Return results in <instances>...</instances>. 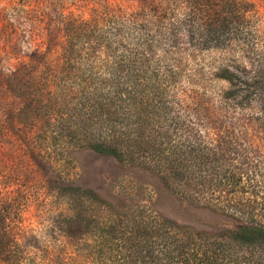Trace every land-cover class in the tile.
I'll return each mask as SVG.
<instances>
[{
  "label": "trees",
  "instance_id": "trees-1",
  "mask_svg": "<svg viewBox=\"0 0 264 264\" xmlns=\"http://www.w3.org/2000/svg\"><path fill=\"white\" fill-rule=\"evenodd\" d=\"M130 1V9L114 0L7 1L29 26L26 42L43 50L0 69V139L13 124L25 140L0 149V264H75L56 260L61 242L37 245L21 223L27 197L9 192L20 173L7 155H24L32 173L30 158L52 167L49 139L61 154L72 146L140 166L180 198L239 222L199 231L143 207L107 211L99 224L83 209L97 196L60 185L72 214L59 231L72 237L85 226L76 264H264V179L250 156L264 137L239 139L235 121L220 119L217 101L186 72L202 51L233 49L238 57L212 71L228 83L216 99L227 107L255 103L264 120V47L254 42L264 0ZM19 36L0 31L6 42Z\"/></svg>",
  "mask_w": 264,
  "mask_h": 264
},
{
  "label": "rangeland",
  "instance_id": "rangeland-1",
  "mask_svg": "<svg viewBox=\"0 0 264 264\" xmlns=\"http://www.w3.org/2000/svg\"><path fill=\"white\" fill-rule=\"evenodd\" d=\"M7 1L0 0V9H3L4 14V20L0 19V31L5 30L6 33L16 31L21 38L13 42H6L0 38V69L5 72L8 69L14 70L28 61L31 50L37 47L34 44L31 47L26 42L29 26L23 14L8 8ZM114 1L124 9L133 7L130 0ZM255 20L259 33L254 42L258 41V45L264 47V32H261L264 29V14ZM5 45L8 46L5 48ZM37 48L43 50L42 46ZM237 57L238 53L233 49L205 50L193 57L189 66L187 65L186 72L198 83L200 91L205 87L206 97H214L217 101L219 118L235 121V134L239 139L246 134L255 139V143H263V138L260 137H264V120L260 117L258 105L254 103L252 109L233 105L227 107L216 99L218 94H222L228 88V83L214 79L212 71L215 67L225 66L230 59ZM0 81L2 82L1 79ZM15 105L16 100L10 98L7 108L12 110ZM41 121L38 120L37 125L41 124ZM8 131L9 135L5 139H0V149L3 146H10L11 142L25 143L23 133L16 126L10 125ZM43 145L44 148L48 147L47 159L52 160V163L50 162L52 167L50 165L41 167L34 158H30L35 174L27 170L23 162L24 155L18 156L17 161L11 160L12 156L7 155L9 169H12V172L19 170L20 173L13 184H10L12 191L9 192L18 195L20 199L27 197L26 205L21 211V223L28 233L36 237L37 245L45 249L47 245L50 247L53 243L61 242L60 249L64 250L57 253L56 260L67 257L68 263L76 264L78 259L74 256L75 247L82 248L85 238L84 225H81L72 237H66L59 231L63 218L72 214L66 197L61 195L60 185L68 184L95 194L97 199L93 203H85L83 209L87 217L88 214L98 216L94 222L99 224L105 220L107 211L126 213L143 207L193 230L216 232L223 227L233 228L239 224L215 205L208 203L195 205L180 198L166 187L156 174L140 166L119 161L110 155H102L90 149L72 146L63 149L61 154L56 150L57 146L53 139H49ZM250 156L252 161L258 164V174L264 179V145Z\"/></svg>",
  "mask_w": 264,
  "mask_h": 264
}]
</instances>
